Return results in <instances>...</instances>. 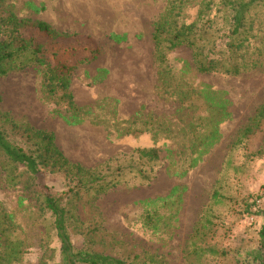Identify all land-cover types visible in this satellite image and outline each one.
<instances>
[{"label": "rangeland", "instance_id": "obj_1", "mask_svg": "<svg viewBox=\"0 0 264 264\" xmlns=\"http://www.w3.org/2000/svg\"><path fill=\"white\" fill-rule=\"evenodd\" d=\"M249 1L0 0V43L23 24L49 63L73 65L71 101L47 90L45 64L0 76V130L30 151L52 137L66 163L39 180L66 192L76 250L127 264H264V216L248 210L264 192V0L237 12ZM36 21L64 37L48 42ZM158 26L191 27L216 69L200 72L188 43L157 46ZM149 148L157 160L139 156ZM42 200L0 153V264L59 263Z\"/></svg>", "mask_w": 264, "mask_h": 264}, {"label": "trees", "instance_id": "obj_2", "mask_svg": "<svg viewBox=\"0 0 264 264\" xmlns=\"http://www.w3.org/2000/svg\"><path fill=\"white\" fill-rule=\"evenodd\" d=\"M253 1L254 0H250L247 3H242L238 7L239 10L237 12L248 7ZM22 26L23 24L21 27L20 25L16 28L13 27L14 29L11 32L10 40L7 43H0V76H4L9 71V68L16 65L23 67L29 61L45 64L47 69V90L53 92L56 88H59L71 101L72 98L71 94L68 93V88L69 76L73 69V65L66 63H49L41 42L37 41L34 37H23L19 34ZM29 27L35 28L39 34L46 37L48 42H56L58 38L64 37L62 34L55 32L53 28L44 21L32 22ZM193 36H196V32L192 30L191 27H180L168 35H164V30L158 26L155 28L153 39L157 46L161 43H167L172 48L183 43L193 45L194 50L192 56L197 69L200 72L216 69L217 61L215 58L209 56V51L205 52L202 50V44H198L199 42L197 40H193ZM88 53L94 57L96 53H98V50H89ZM157 58L163 61L165 58L164 53L159 52ZM239 68L240 67L235 63H230L229 68H226V70L234 74L239 71ZM72 104V102H69L70 107ZM43 139H45V143L43 144L42 150L40 148H35L30 151L17 144L11 143L0 130V153L4 155L8 162L22 165L25 171L32 176L34 185L38 187L45 208H47L53 216V225L60 244L58 264H127L121 259L101 253L76 250L74 248L67 224L69 217L68 210L64 204L66 192L54 191L45 184L43 185L39 180L40 172H44V168L50 165L63 167L66 160L62 158L61 153L57 152V149L53 146L52 137L50 135H44ZM138 154L141 158H145L148 161H155L158 159V151L155 148L138 150ZM51 158H54L53 162L50 161ZM211 199L215 204H220L223 203L225 197L219 192L214 191L211 195ZM252 202L253 200L248 204L249 211L250 207H252ZM259 213L264 216V212ZM259 233L264 241V225L261 227Z\"/></svg>", "mask_w": 264, "mask_h": 264}, {"label": "built area", "instance_id": "obj_3", "mask_svg": "<svg viewBox=\"0 0 264 264\" xmlns=\"http://www.w3.org/2000/svg\"><path fill=\"white\" fill-rule=\"evenodd\" d=\"M252 208L255 212H264V192L260 193L252 202Z\"/></svg>", "mask_w": 264, "mask_h": 264}]
</instances>
